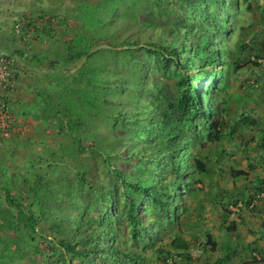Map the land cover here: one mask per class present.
<instances>
[{
    "label": "rangeland",
    "instance_id": "1",
    "mask_svg": "<svg viewBox=\"0 0 264 264\" xmlns=\"http://www.w3.org/2000/svg\"><path fill=\"white\" fill-rule=\"evenodd\" d=\"M84 1L98 4L100 0ZM197 1L139 0L134 6L136 13L118 20L119 13L124 12V15L129 11V3L121 5L113 15L116 22L104 24L102 34L89 39L88 55L76 59L71 57L70 43L77 33L90 35L79 19V1L62 0L58 9L54 6L45 13V23L38 29L40 32L44 27L51 29L52 35L59 36L61 43L57 40V46L61 48L51 59V84L42 89L43 92L61 91L74 83V77L89 55L100 49L105 50L101 53L102 60L109 62L101 76L107 80L126 75L130 79V72L136 65L115 71L118 65L117 62L114 64V51L130 46L138 49L135 59L140 63L136 71L140 73L143 66L146 71L141 79L134 74L136 91L142 90L140 97L120 89L121 102L117 103L119 112L124 111L121 119L128 126L136 127L135 113L141 115V111L150 105L155 113L148 132L151 136L141 133L140 138L127 141L125 147L114 153L112 167L101 152L85 150L82 158L86 157L92 168L86 174V183L78 175L81 158L72 159L63 154V144L73 140L69 131L60 130L55 118L51 121V142L44 140L31 146L33 143L26 141L28 136H19L20 129L8 138L12 142L9 140L6 144V183L0 179V210L13 217L21 215L20 208L6 199L9 191L29 213L34 214L39 234L33 233L24 222L16 229L7 227L6 233L22 237L26 251L24 258L14 264H119L125 261L121 258L118 262L114 259L107 262L101 254L91 255L90 259H72L58 242L64 236L55 229L58 223L75 240L81 234H94L97 227L102 234L107 229L114 233L113 242L117 248L141 255L142 258L132 264H166L159 248L170 250L175 256L173 259L182 264H264V0H238L237 4L227 0L218 20L226 25L227 35L223 34L224 28L214 27V20L200 17ZM210 2L208 8L213 13L215 0ZM20 19L19 22H24V18ZM26 20L29 22L24 23L37 26L32 17ZM213 33L215 46L221 48L222 57L214 66H205L204 73L199 75L194 67L204 65V59L210 55L203 46ZM108 35L113 36L107 39ZM40 37L33 35L30 43ZM151 43L174 46L179 53L178 64L175 60L167 62L160 54H150ZM244 43H250V46L242 49ZM191 54L195 57L189 60ZM236 55L241 57L238 74L231 72V65L227 64L229 61L235 63ZM211 73L214 82L205 86ZM185 75L200 90L204 107L210 113L220 114L221 125L217 133L221 131L223 137L213 140L207 137L196 110L189 111L183 120L179 118L180 111L176 106L182 99L185 87L181 82ZM110 91L106 94L107 105L114 102L110 98H116ZM45 100L50 106L54 103L50 96ZM212 101L215 102L210 105ZM170 103L175 106L171 111L174 124L165 129L159 119ZM49 105L46 110L53 109ZM213 122H216L215 118ZM107 125L100 127L101 133L112 142L128 130L127 126L112 129ZM170 129L179 134L177 144L169 141ZM99 136L97 130L86 133L84 146H97ZM20 138H25L24 142L20 141V147L13 145V141ZM104 147L99 150L107 153L109 147ZM121 155H124V163ZM177 155L182 156L180 172L170 165ZM196 156L204 158L210 166V172L200 182L195 180ZM119 165L128 181H143L145 186L151 187V194L138 195L125 181L118 179L116 169ZM235 171L247 174L235 175ZM175 181L180 182L179 188L170 198L166 193L172 192L170 188ZM100 185L103 186L101 190ZM38 189L48 197H45L44 208L40 205L42 194ZM153 194L170 202L175 214L170 218L164 216L161 206L152 199ZM134 200L142 201L138 213L143 226L150 230L140 227L138 240L134 238L128 219L130 203ZM176 238L191 244V259L178 256L182 249L176 248L173 242Z\"/></svg>",
    "mask_w": 264,
    "mask_h": 264
},
{
    "label": "trees",
    "instance_id": "2",
    "mask_svg": "<svg viewBox=\"0 0 264 264\" xmlns=\"http://www.w3.org/2000/svg\"><path fill=\"white\" fill-rule=\"evenodd\" d=\"M59 2L62 0H58ZM77 2V0H74ZM78 10H79V19L83 22L84 29L88 34L84 33H77L70 43L69 49L71 51V57L72 58H81L85 55H88L89 50V39H91L94 36H97V34H102V27L104 24H109L112 22H116L115 12L120 8L121 5H124L126 3H129V11L126 12L124 15L123 13H119L118 20H120L123 16H130L134 12V6L139 0H100L98 4H93L84 0H78ZM231 3L237 4L238 0H230ZM227 2V0H215L214 4V12L212 13L211 9L208 8L210 4V0H198L196 3V7L201 8L200 11V17H208L212 21H215L216 28L222 27L224 28L223 34L227 35V27L226 25H223L218 21L220 19L221 15V7ZM136 13V12H134ZM189 20L193 21L194 19L188 18ZM214 34L210 35L209 40L207 43L203 46L204 49H206L210 55L206 57L205 63L202 66L194 67L197 74L204 73L205 66H214L217 64L222 57V50L217 45L215 46V38ZM113 35H108L106 37L107 39ZM128 40V39H126ZM113 41V40H112ZM129 41V40H128ZM119 41H114L115 44H117ZM120 43V42H119ZM118 43V44H119ZM152 48L149 49V53L153 56L161 55L163 58H167V62L175 60V62L178 64L177 57L179 55L178 50L174 48L172 45H158L155 43H151ZM250 46V43H244L242 45V49H247V47ZM138 50V49H137ZM133 47H126L122 50L114 51L115 54V62L116 65H118L115 69V71L120 70L121 67H132L135 66V68L130 72L132 73V77L129 79L126 77V75L121 76L119 78L113 79H107L105 80L101 76V72L104 70V68L109 64V62L101 58V53L105 50L100 49V51H95L92 53V55H89V58H87V61L84 62V64L81 66L78 75L75 76L74 83L71 85L66 86L61 91H52V92H45V96H50L52 100L54 101L53 105L50 106V102L46 100L47 104L50 107H53V109L50 112V117L53 119L55 118L57 120V123L60 130H67L70 133V136L72 137L71 143H65L62 146L63 154H67L68 157H71L72 159L79 160L81 158L82 161L80 164V172L78 173L79 176H81L82 182L86 183L87 178L86 174L91 171V165L86 162V157L84 159L82 158V155L85 153V150H91V152H101V156H103L104 160L108 163L109 167H112L111 162L114 158V153L116 150L120 149V147H125L127 144V141L129 140H136L140 138L141 133H148L151 129L152 124V118L154 117L155 110L152 108V106H146L143 111L140 113H135L136 116V127H130L128 126L127 122L123 119H121V116H124V111L118 110V103L121 102L120 95L121 91L120 89H125L127 91V94H131L135 97L141 96L142 90L141 88L136 91V83L137 78H142L144 76V73L146 69L144 70L143 67L141 68V72L138 73L136 71V68L138 64L140 63L138 60L135 59V54L138 52ZM111 52V51H109ZM112 53V52H111ZM148 56H151L148 54ZM192 54L190 55V59L194 58ZM240 56L236 55L235 63H231L230 61L227 62V64L231 65V72L237 73L239 70V62H240ZM118 59V60H117ZM189 62V61H188ZM108 67V66H107ZM138 73V74H137ZM218 73H221L218 69ZM229 73V72H228ZM227 73V74H228ZM136 74V76H134ZM213 73L209 76L208 84H213L211 81L213 79ZM140 75V77H138ZM222 76V73H221ZM225 76V75H224ZM136 79V80H135ZM225 79V78H224ZM135 80V81H134ZM134 81V82H133ZM220 82V81H219ZM218 82V83H219ZM218 83H215L217 87H219ZM138 84L139 81H138ZM181 85H183L185 88L182 91V99H180V102L177 103L176 108L179 109V115L180 119L183 120L189 111L196 110L198 116H201V122L202 126L206 129L205 132L207 133L206 136L209 137L211 140H213L216 137H223V133L220 131L217 133V128H220L221 121H219L218 117L220 116L219 113H210L209 109H206L204 107L203 101L201 97L199 96L200 90L197 88V86H193L190 77L189 76H183ZM110 91V95H115L116 98H110L114 102H110V105H107V99L106 94ZM215 101L210 102L209 104H213ZM175 106L173 103L169 104L168 109H165L164 112H162L160 123L162 122L165 124V129H168L169 126H173V115L171 114V111L174 110ZM113 109V110H112ZM140 109V107H139ZM118 112L115 113V111ZM210 114V115H209ZM126 116V115H125ZM196 116V115H195ZM213 118L216 119V122H213ZM247 120H249L247 118ZM133 120L131 119L130 122ZM120 122V124H119ZM109 125L112 129H115L117 127H125L127 126L128 130L127 132L118 137L117 139H114L112 142V139H108L107 137L103 136V133H101V128L104 125ZM107 125V126H108ZM131 125V124H130ZM133 128H136L135 130ZM164 129V128H163ZM98 131L100 134V144L90 145L89 147L84 146L83 140L84 135L88 132H94ZM164 131V130H163ZM169 132V141L177 144L179 142V134L175 131H172L171 129L168 130ZM148 136H151L150 133H148ZM121 142V143H120ZM112 143V144H111ZM120 143V144H119ZM110 144V145H109ZM104 149L106 147H109V151L102 152L99 149ZM183 148V145L180 147ZM98 152V153H99ZM124 155H121V157ZM121 162L124 163L125 159L122 157L120 158ZM120 163V164H122ZM194 163L197 167L196 173V179L197 181H202L204 176H206L210 172V166L208 162L200 157L196 156L194 159ZM171 167L176 170L177 172H180L182 169V156L177 155L173 158V161L170 163ZM118 179L123 180L126 182L129 188H131L136 194L146 196L151 194V187L145 186L143 184V181H135L131 182L128 181V178H126L124 174V170L119 165L116 169ZM235 175H242L247 174L245 171H235ZM80 182V183H82ZM179 181H175L173 186L170 188L172 192L166 193L167 196L170 198L175 195L177 192V189L179 188ZM99 188L100 190L103 188L102 185ZM39 192L40 189H38ZM42 194V192H41ZM46 194H42L40 200V205L44 208V200H47ZM6 199L9 202H12L14 205L20 208L21 215H18V217H13L10 215V213H7L4 210H0V264H14L17 260L24 258L26 255V251L24 247L22 246V237L18 235H9L6 233L7 227H11L13 229H16V226L25 223L29 229L33 233H37V224L38 220L35 218L33 213H29L28 210H26V206L22 204V202L17 199L16 197L12 196L9 191H7ZM152 199L155 200L163 210V215L167 218H170L172 214H175V210L171 209L170 202L162 200L159 195H152ZM115 199H112V202ZM141 200L137 201L134 200L130 203V211L128 212V219H130V224L132 226V231L134 238L138 240V231L140 227H144L146 231H150L148 226H143V222L141 220L140 214L138 213V208L141 204ZM42 203V204H41ZM42 212H44L42 210ZM111 222V221H110ZM112 224L114 222H111ZM61 223H58L55 226V229L58 233H64V236L58 240L59 244L66 249V251L69 253L71 258H77V259H90L91 255L98 256L101 254L104 256V260L108 262L109 259H114L116 262H118L121 258H124L125 261L121 262L119 264H132L137 259H141V255H135L133 252H126L123 251L121 248H117L114 244L115 237H113L110 231H107V229H104V234H102L100 227H97L94 229V234H89L83 236L81 234V237H78L79 239L75 240L74 237L71 236V233H69L65 227L60 225ZM121 224V223H120ZM38 234V233H37ZM39 235V234H38ZM111 235V237L106 240V236ZM210 241L212 240V236H209ZM178 239H174V244L177 249L179 250L178 256L182 259L183 257L187 256L188 258H192L191 254L189 253V248L191 247V244L185 240L177 241ZM213 245H216V242H212ZM80 245V247H79ZM159 253L164 254L163 259L165 260L166 264H170V260H173L174 264H182L178 261L174 260L175 257L173 253L170 250H165L163 248H159ZM160 255V254H158ZM96 264V263H93ZM118 264V263H116ZM139 264V262H137ZM216 264H219L216 262Z\"/></svg>",
    "mask_w": 264,
    "mask_h": 264
},
{
    "label": "crops",
    "instance_id": "3",
    "mask_svg": "<svg viewBox=\"0 0 264 264\" xmlns=\"http://www.w3.org/2000/svg\"><path fill=\"white\" fill-rule=\"evenodd\" d=\"M59 4L58 0H0V52L15 53L20 61V72L15 89L10 92V101L19 125V136H28L26 141H31V146L44 140L51 142L53 119L48 111L50 109L46 110L48 104L42 89L51 84V59L55 58L56 51L61 48L57 46V40L58 43L61 41L59 36L56 38L51 34V29L44 27V31L40 32L38 26L45 23V13L54 6L58 9ZM31 17L36 20V27L31 23H24L29 22L26 19ZM20 18H24L23 32L17 33L16 24L20 23ZM27 34L29 37H26ZM33 35L41 37L30 43ZM9 140L0 141V179L5 180V183L8 160L6 144L12 142ZM24 140L25 138H20L13 141V145L20 147Z\"/></svg>",
    "mask_w": 264,
    "mask_h": 264
},
{
    "label": "built area",
    "instance_id": "4",
    "mask_svg": "<svg viewBox=\"0 0 264 264\" xmlns=\"http://www.w3.org/2000/svg\"><path fill=\"white\" fill-rule=\"evenodd\" d=\"M22 30L23 23H17L16 32L22 33ZM27 35L26 37H29V34ZM19 72V57L15 53L0 52V141L11 138L19 130L10 101V92L15 89ZM173 263V260H170V264Z\"/></svg>",
    "mask_w": 264,
    "mask_h": 264
},
{
    "label": "clouds",
    "instance_id": "5",
    "mask_svg": "<svg viewBox=\"0 0 264 264\" xmlns=\"http://www.w3.org/2000/svg\"><path fill=\"white\" fill-rule=\"evenodd\" d=\"M216 77V74L214 75V78ZM209 79V78H208ZM208 79H207V82L204 83V85H208Z\"/></svg>",
    "mask_w": 264,
    "mask_h": 264
}]
</instances>
